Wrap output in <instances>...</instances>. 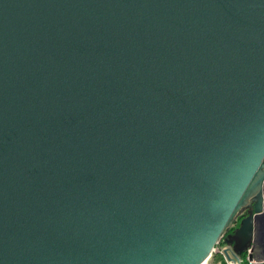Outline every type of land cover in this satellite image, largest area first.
Wrapping results in <instances>:
<instances>
[{
	"label": "water",
	"instance_id": "95a60500",
	"mask_svg": "<svg viewBox=\"0 0 264 264\" xmlns=\"http://www.w3.org/2000/svg\"><path fill=\"white\" fill-rule=\"evenodd\" d=\"M263 194L264 0H0V264H204Z\"/></svg>",
	"mask_w": 264,
	"mask_h": 264
},
{
	"label": "built area",
	"instance_id": "2783aa9c",
	"mask_svg": "<svg viewBox=\"0 0 264 264\" xmlns=\"http://www.w3.org/2000/svg\"><path fill=\"white\" fill-rule=\"evenodd\" d=\"M228 253V257L227 256ZM262 255V257L260 256ZM264 264V240H260L255 233L253 241L243 253L236 254L233 247L227 244L224 238L213 249L210 257L204 264Z\"/></svg>",
	"mask_w": 264,
	"mask_h": 264
},
{
	"label": "flooded vegetation",
	"instance_id": "af4514ba",
	"mask_svg": "<svg viewBox=\"0 0 264 264\" xmlns=\"http://www.w3.org/2000/svg\"><path fill=\"white\" fill-rule=\"evenodd\" d=\"M262 207H263V211L260 214H257V215H259L257 217L258 225H256V230H255V233L257 234V236L260 240H262L261 239V235L263 234L262 233V224L264 223L263 222L264 221V194H263V205H262ZM253 211H254L253 207H247V208L242 209L239 212L236 221L237 220L242 221L243 219L248 218L249 216L252 215ZM253 215L255 216L256 214L254 213Z\"/></svg>",
	"mask_w": 264,
	"mask_h": 264
},
{
	"label": "trees",
	"instance_id": "16d2710c",
	"mask_svg": "<svg viewBox=\"0 0 264 264\" xmlns=\"http://www.w3.org/2000/svg\"><path fill=\"white\" fill-rule=\"evenodd\" d=\"M240 220L235 221L233 227L228 231V233L226 234L225 238H227L228 235H231L235 232V230L240 226ZM228 244V243H227Z\"/></svg>",
	"mask_w": 264,
	"mask_h": 264
},
{
	"label": "rangeland",
	"instance_id": "374dc122",
	"mask_svg": "<svg viewBox=\"0 0 264 264\" xmlns=\"http://www.w3.org/2000/svg\"><path fill=\"white\" fill-rule=\"evenodd\" d=\"M225 239V238H224ZM226 242V241H225ZM261 257H262V255H260ZM223 264H225V263H223Z\"/></svg>",
	"mask_w": 264,
	"mask_h": 264
},
{
	"label": "bare ground",
	"instance_id": "6f19581e",
	"mask_svg": "<svg viewBox=\"0 0 264 264\" xmlns=\"http://www.w3.org/2000/svg\"><path fill=\"white\" fill-rule=\"evenodd\" d=\"M264 238V237H263ZM264 240V239H263Z\"/></svg>",
	"mask_w": 264,
	"mask_h": 264
}]
</instances>
